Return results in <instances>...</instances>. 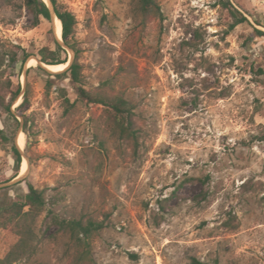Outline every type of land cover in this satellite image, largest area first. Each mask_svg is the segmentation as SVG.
<instances>
[{"label": "rangeland", "instance_id": "obj_1", "mask_svg": "<svg viewBox=\"0 0 264 264\" xmlns=\"http://www.w3.org/2000/svg\"><path fill=\"white\" fill-rule=\"evenodd\" d=\"M157 2L163 16L143 19L136 0H59L77 18L84 87L132 102L137 142L120 137L110 110L82 101L69 78L38 62L6 68L22 89L14 111L29 92L31 138L22 115L18 128L7 114L0 119L17 145L25 136L18 147L28 168L17 181L28 177L54 202L38 217L39 249L16 264H264V141L256 138L264 0ZM234 9L248 21L232 27ZM31 23L23 0H0V54L26 49L39 60L41 48L59 42L61 58L73 61L55 19ZM0 157L11 160L2 147ZM13 180L0 192L6 201L27 191ZM48 209L103 223L90 258H78L86 247L69 233L47 227ZM17 239L0 226V257Z\"/></svg>", "mask_w": 264, "mask_h": 264}, {"label": "trees", "instance_id": "obj_2", "mask_svg": "<svg viewBox=\"0 0 264 264\" xmlns=\"http://www.w3.org/2000/svg\"><path fill=\"white\" fill-rule=\"evenodd\" d=\"M23 1L32 16V26H38L42 20L52 21L51 9L44 0ZM51 1L54 5L56 16L60 19L62 24L63 40L75 52L74 59L70 66L64 71L54 75L58 78H69L82 101L99 103L106 106L112 113L113 122L116 130L119 131L120 137L126 140H135L137 142L139 136L134 120L136 115L134 105L123 94L109 95L101 92L92 93L84 87L82 67L79 62L80 52L75 39L77 25L76 15L71 10L61 5L59 0ZM136 10L143 19L152 15L159 17L163 16L157 0H136ZM234 10L233 14L236 20L232 24V27L248 21L247 17L242 13L236 9ZM259 32L264 35L263 31ZM56 45V50H52L49 47L41 48L36 56L41 62L46 64L54 65L66 63L67 58L62 59L59 54L61 50L65 51V48L59 42H56ZM31 55L32 53H29L26 49H22L21 53L11 51L6 54H0V119L3 114H7L14 119L16 128H18L20 126V121L17 114L22 115L25 119L23 131L28 138H31V133L27 127L28 122L25 106L29 102V92L23 95V100L14 111L12 109L13 105L17 101L22 89L20 85L16 88L14 87L12 75L6 73V68L14 67L18 62H21V71H23ZM33 68V66L29 67L28 71ZM258 72H261V69H259ZM61 91L67 105L66 108L68 109L73 103H71L69 97H67L65 89L61 88ZM256 138L260 141H264V128ZM0 147L9 150L11 154L10 161H6L0 157V183H6L19 175L23 156L22 151L15 142L14 135H11L1 125ZM23 181L27 184V191L16 192L9 201H6L3 194H0V226L9 228L18 238L6 254L0 257V264H16L22 261H29L34 257L41 242L36 232L38 217L42 212L47 210L48 204L54 203L47 197L46 190L38 188L28 177L17 181L14 185H19ZM11 188L13 187L8 186L0 188V192L3 191L8 193ZM48 215L50 218L47 227L56 224L58 226V231L69 233L70 238L74 240L76 244L86 247L84 251L78 253V258L82 260L90 258L88 250L90 245L89 242L94 233L103 227V223L94 221L93 219L62 218L51 209H48ZM131 256L136 258L137 255L131 253Z\"/></svg>", "mask_w": 264, "mask_h": 264}, {"label": "bare ground", "instance_id": "obj_3", "mask_svg": "<svg viewBox=\"0 0 264 264\" xmlns=\"http://www.w3.org/2000/svg\"><path fill=\"white\" fill-rule=\"evenodd\" d=\"M55 24H56V33H57V36L59 38L62 37V24H61V21L59 18H56L55 19ZM37 63V59L36 58H31L29 61H28V64L29 66L32 65V66H35ZM67 62L66 63H61V64H54V65H51V64H48L47 67L53 71H62L64 70L66 67H67ZM17 142H18V145L23 147V145L25 144V136H24V133L21 131L18 133V136H17ZM27 168H28V163H27V160H23L22 161V170H21V174H25L26 171H27ZM20 175V174H19Z\"/></svg>", "mask_w": 264, "mask_h": 264}, {"label": "water", "instance_id": "obj_4", "mask_svg": "<svg viewBox=\"0 0 264 264\" xmlns=\"http://www.w3.org/2000/svg\"><path fill=\"white\" fill-rule=\"evenodd\" d=\"M47 4H48V6L50 7V9H51V14H52V20H54V19H56V18H58L57 16H56V13H55V9H54V5H53V3H52V1L51 0H44ZM61 40H63V37H61ZM64 45L67 47V45L64 43ZM37 59V58H36ZM37 62H38V64H40L41 66H43V68L44 69H46L47 71H49V72H51V73H59V72H61V71H53V70H51V69H49L48 67H47V65L48 64H46V63H44V62H41L40 60H38L37 59ZM67 67L65 68V69H67L69 66H70V64H71V62H67ZM29 68V67H28ZM64 69V70H65ZM64 70H62V71H64ZM20 176L21 175H19L18 177H16L12 182H17V179H19L20 178ZM10 184H12L11 183V181L10 182H6V183H0V188H3V187H6V186H9Z\"/></svg>", "mask_w": 264, "mask_h": 264}]
</instances>
